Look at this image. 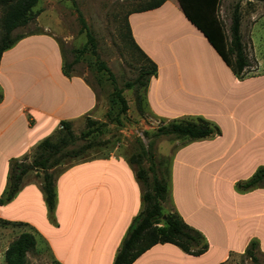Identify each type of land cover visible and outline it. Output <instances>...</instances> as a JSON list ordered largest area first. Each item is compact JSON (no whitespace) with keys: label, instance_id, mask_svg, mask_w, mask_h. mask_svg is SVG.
I'll return each instance as SVG.
<instances>
[{"label":"crops","instance_id":"obj_1","mask_svg":"<svg viewBox=\"0 0 264 264\" xmlns=\"http://www.w3.org/2000/svg\"><path fill=\"white\" fill-rule=\"evenodd\" d=\"M128 21L136 44L158 67L145 94V110L163 124L203 118L220 130L200 140L177 139L183 142L171 163L173 211L186 223L210 240L190 221L195 210L203 208L224 225L235 222L227 229L226 243L210 241V250L214 245L219 249L217 258L201 264H230V256L244 253L253 239L264 252V188H236L264 166V60L257 57L254 42L250 48L255 65L240 79L194 23L184 0L132 12ZM41 27L1 57L0 197L8 186L12 159L33 154L43 139L57 133L61 121L73 127L85 117L99 120L102 115L93 87L83 77L63 71L58 40L47 25ZM86 156L63 163L57 173L55 223L48 218L41 178L31 172L16 197L0 205L1 218L32 226L35 251L46 252L55 264H113L129 226L143 209L142 185L127 159L114 153ZM220 183L234 189L233 206L218 195ZM186 192L195 194L198 206L193 211L179 197ZM33 194L40 198L41 217L20 216L19 206H33ZM164 209L163 203V213H169ZM246 224L251 228L243 236ZM207 251L194 256L177 245L159 243L133 264H194Z\"/></svg>","mask_w":264,"mask_h":264},{"label":"rangeland","instance_id":"obj_2","mask_svg":"<svg viewBox=\"0 0 264 264\" xmlns=\"http://www.w3.org/2000/svg\"><path fill=\"white\" fill-rule=\"evenodd\" d=\"M76 5L72 0H40L36 9H40L41 13L35 21L27 26L18 28L14 34H26L33 31H41L47 25L50 33H52L61 47L64 62L72 63L75 59L77 63L73 64L72 73L83 77L95 90L99 98V110L102 115L98 117L100 121L107 122L106 126L94 127L87 138L82 135L88 131L86 126L87 117L81 121H77L73 125V130L77 137L75 144L70 148H77L87 140L101 142L103 145L95 146L86 151V157H92L98 154L114 153L129 160L133 158L132 164L135 169L140 167L148 169L150 165H155L156 175L161 178H166L171 185V163L172 157L176 148L183 142L170 136L155 137L154 133L159 126L163 124L159 119L145 110V90L141 89L144 114H140L136 101V91L132 89H124L123 95L128 102V110L125 114L119 115L121 123L109 122L107 112L110 111V116L117 117L119 114V105H113L111 102L114 86L124 88L126 82L134 81L140 74L142 68L147 67L146 60L141 56L133 45L126 22L129 14L147 5L150 0H75ZM240 0H220L218 16L224 24L225 29L231 23V14L234 5ZM84 16L86 28L82 25L78 17V10ZM242 25L244 42L247 46L251 60L254 57L251 55L250 45L256 48L257 57L264 60V45L263 35L264 28V0H242ZM2 11L0 9V19ZM257 22V23H256ZM256 23V24H255ZM1 24V23H0ZM255 24L256 31L251 38V29ZM93 33L96 41V54L92 51L88 44L87 32ZM253 39V41H252ZM103 62L114 76L115 83L112 82L110 73L107 72L100 64ZM253 62V66H254ZM145 132H148L146 136ZM59 134L55 133L52 139L56 141ZM143 148L147 153H143ZM143 155L142 163H137L138 156ZM34 153L27 156V160L33 159ZM79 161L80 158L74 159ZM73 160H66L64 164H69ZM65 165L59 166L54 172L59 173L64 169ZM37 178L34 172L30 175ZM150 178L152 173L149 172ZM29 179V177H27ZM31 183V182H26ZM33 186L37 185V182ZM218 195L224 198V201L229 206H233L234 189L228 184L220 183ZM181 201L187 206L188 211H193L198 203L196 202L195 194L190 192L183 193L179 196ZM32 207L19 206L20 216L29 217L33 213L41 217L39 204L40 198L33 194ZM170 200V202H169ZM247 199H243L245 202ZM171 197L164 203V210L173 211ZM168 207V208H167ZM1 218V217H0ZM3 219V218H2ZM194 224L202 227L210 236V241L214 244L226 243L227 229L235 226L233 220H229L227 225L222 222L223 219H218L214 215L205 214L203 208L195 210L190 219ZM250 225H243L242 235L250 230ZM32 226L28 223L8 224L0 222V264H6L5 252L9 244L22 232L31 231ZM211 245L209 246V250ZM236 248V246H235ZM203 258H198L194 264H201L202 261H212L218 256L219 249L217 246H212V249ZM259 263L264 264V252L258 249L256 251ZM198 260V261H197ZM230 264H256L247 254L237 252L229 258ZM25 264H55V261L46 252L34 251L29 253L25 258Z\"/></svg>","mask_w":264,"mask_h":264},{"label":"trees","instance_id":"obj_3","mask_svg":"<svg viewBox=\"0 0 264 264\" xmlns=\"http://www.w3.org/2000/svg\"><path fill=\"white\" fill-rule=\"evenodd\" d=\"M40 0H0V9L2 16L0 19V62L4 51L13 47L20 39L26 35L36 33V31L26 34H14L18 28L27 26L35 21L40 15L41 10L35 7ZM76 5V1L72 0ZM166 0H150L144 7L133 12L146 11L160 7ZM241 1L234 5L231 14V23L228 31L218 16L220 0H184L190 15L197 27L204 33L210 43L221 55L225 63L231 67L234 74L242 79L245 77L247 69L253 66L247 46L244 42L241 25L242 11ZM78 10V17L82 25L86 28V21L81 11ZM132 13V12H131ZM129 37L146 60L148 66L141 69L139 76L130 82H126L124 88L116 85L112 93L111 102L113 105H119V114L117 117L110 116L107 112L109 122L121 123L120 114L123 115L128 110V102L123 95L124 89L134 88L136 91L135 101L139 113L144 114V105L140 90H145L149 85L150 78L157 75V64L150 59L136 44L129 21L126 22ZM88 44L96 54V41L93 33L87 32ZM75 59L72 63L63 64V71L66 74L72 73L73 64L77 63ZM101 66L110 73L111 80L115 83L114 76L109 68L100 62ZM107 122L87 117L86 126L88 131L82 137L87 138L94 127L106 126ZM57 133L59 138L54 141L52 136L43 139L36 147L34 156L28 161L27 156L22 159H12L10 162L9 182L6 190L0 197V205H5L12 201L20 192L23 186V179L29 172H36L41 178V190L44 195V201L47 206L48 218L55 223V210L57 207L56 177L55 170L66 160L81 158L87 150L101 146L103 143L87 140L77 148H70L76 143L77 137L70 121H61ZM220 133L217 126L211 122L199 118L197 121L191 120H173L168 124L159 126L154 133L155 137L170 136L175 139H184L195 141L204 139ZM148 136V132H145ZM143 153L147 150L143 148ZM137 163H142L143 155L138 156ZM130 164L134 163L133 158L128 160ZM33 166V169L31 168ZM152 173V178L149 176ZM136 176L142 185V211L133 219L129 226L121 246L116 254L113 264H133V262L156 244L171 243L177 245L185 253L199 256L209 249V243L206 236L198 229L192 227L184 221L177 211L163 213V203L170 197V182L166 178L156 175L155 165H150L146 170L142 167L136 169ZM171 180V179H170ZM238 191L248 192L256 188H264V166L259 167L256 172L247 180H241L237 183ZM0 222L8 224H22L24 222L10 221L0 218ZM37 236L32 231H22L8 246L5 252L6 264H25V258L29 253L36 250ZM259 249V241L251 240L245 250V254L256 264L259 260L256 251Z\"/></svg>","mask_w":264,"mask_h":264},{"label":"water","instance_id":"obj_4","mask_svg":"<svg viewBox=\"0 0 264 264\" xmlns=\"http://www.w3.org/2000/svg\"><path fill=\"white\" fill-rule=\"evenodd\" d=\"M31 168L33 169V166H31Z\"/></svg>","mask_w":264,"mask_h":264}]
</instances>
